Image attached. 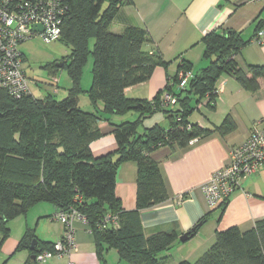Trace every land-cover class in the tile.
<instances>
[{"label":"trees","instance_id":"obj_1","mask_svg":"<svg viewBox=\"0 0 264 264\" xmlns=\"http://www.w3.org/2000/svg\"><path fill=\"white\" fill-rule=\"evenodd\" d=\"M129 2H65L59 39L71 47L69 63L65 66L72 87L64 99L58 100L51 94L36 98L32 92L17 98L0 86V251L10 234L12 219L26 214L38 202H50L56 206L55 212L75 209L86 217L101 259L113 248L127 264H166L177 232L157 230L146 234L140 220L141 209L168 196L161 167L151 154L167 146L187 149L194 139L206 138L213 132L228 135L237 129L231 115L214 129L201 126L191 118L204 101L211 110L216 108L221 76L231 75L250 92L257 91L264 82V64H249L244 68L237 61L236 55L248 42L239 32L211 31L203 38L204 56L210 60L209 65L198 74H192L186 63L179 65L177 77L181 90L172 93L171 101L165 102L158 96L151 101L128 97L126 88L147 81L157 66L166 64L158 49L145 48L153 43L147 29L127 26L121 32L110 30L119 6ZM263 28L264 19H261L256 27V39ZM90 52L93 69L87 92L92 107L87 109L80 104V94ZM184 70L191 74L181 85L180 72ZM175 105L176 109L171 108ZM131 111L143 119L164 112L170 126L156 123L140 132L143 120L139 117L113 122L117 148L95 156L90 145L103 135L99 119L106 117V113L117 117ZM128 160L138 165L134 210H125L116 194L117 170ZM262 167L243 178L257 174ZM229 199L218 205L225 207ZM206 217L188 231L189 238L198 232ZM61 222L66 231L68 222ZM34 237L27 231L17 249H28L31 255L53 250L55 242H43L31 249ZM31 255L22 264H35ZM179 264H264V218L249 229L234 225L217 230L213 245L205 253L194 261L183 259Z\"/></svg>","mask_w":264,"mask_h":264},{"label":"crops","instance_id":"obj_2","mask_svg":"<svg viewBox=\"0 0 264 264\" xmlns=\"http://www.w3.org/2000/svg\"><path fill=\"white\" fill-rule=\"evenodd\" d=\"M261 19H264V0H130L129 3L120 5L110 30L121 32L127 26L147 29L153 43L146 44L145 48L158 49L166 61L165 65L155 68L150 79L126 88V95L151 101L157 96L162 99L165 95L169 96L181 90L177 77L179 65L188 64L192 74L200 73L209 65L210 60L204 56L203 38L211 31L239 32L248 41L236 55L239 64L244 68L249 64L263 65L264 44L256 39V27ZM217 86L219 97L216 108L211 110L204 101L199 103L191 118L201 126L214 129L227 115H231L237 122V129L228 135L213 132L206 138L194 139L187 149H172L167 146L151 154L161 167L168 196L153 206L141 209L140 220L146 234L157 230L177 232V239L166 264H179L183 259L194 261L213 245L217 230H225L234 225L243 230L249 229L264 218V167L257 174L243 178L223 208L220 205L210 207L201 191L202 184L230 163L231 148L243 143L253 127L264 128V82L257 91L250 92L234 77L225 74L221 76ZM71 87L72 80L68 91ZM82 107L91 108V102ZM176 107L177 105L171 108ZM138 117L136 111L117 117L106 113V117L98 121L103 135L90 145L93 154L102 156L117 148L113 132L115 127L111 123ZM139 118L143 120L139 127L140 132L156 123L167 128L170 126V119L164 112L154 113L146 119ZM137 179V163L132 160L122 162L117 170L116 194L125 210L137 208ZM43 209L39 212L37 224L40 218L48 216L47 212L42 213L50 208ZM52 210L49 214L54 219L52 215L56 206L53 205ZM204 216L207 219L198 232L186 241L181 240V236ZM28 217L26 216L27 226ZM57 221L59 228L54 237L46 236L41 239L34 230L27 229L35 235L32 239L37 241L35 245L55 242L64 236V224ZM75 225L76 247L69 255L53 256L45 264H127L113 248L106 251L101 259L96 252L95 238L90 227L81 220ZM23 237L15 236L10 239L9 234L4 241L1 248V254L2 251L7 254L4 264L9 262L11 254L20 251L17 248ZM22 250L27 251L22 259L24 263L31 254L28 249Z\"/></svg>","mask_w":264,"mask_h":264},{"label":"built area","instance_id":"obj_3","mask_svg":"<svg viewBox=\"0 0 264 264\" xmlns=\"http://www.w3.org/2000/svg\"><path fill=\"white\" fill-rule=\"evenodd\" d=\"M67 0H0V86L19 98L31 94V78L27 75L25 55L20 44L40 36L46 42L57 40L61 35L62 18L66 13ZM39 26L43 29L40 30ZM257 40L264 43V28L257 33ZM180 72L181 85L190 75ZM168 96L165 95L164 100ZM264 165V128L254 127L247 140L231 149V161L215 172L201 185V191L210 207L217 206L240 185L245 175H251ZM53 218L68 222L63 238L56 240L53 250L36 254V264H45L53 256L69 255L77 245L76 225L79 220L87 226L86 217L77 210L62 209Z\"/></svg>","mask_w":264,"mask_h":264},{"label":"rangeland","instance_id":"obj_4","mask_svg":"<svg viewBox=\"0 0 264 264\" xmlns=\"http://www.w3.org/2000/svg\"><path fill=\"white\" fill-rule=\"evenodd\" d=\"M92 46L93 39H91L90 41V48H92ZM20 49L25 54V67L27 75L32 80L31 92L33 96L36 98H42L51 94L58 100L67 97L69 94L68 87L70 85L71 78L65 65L66 63H69L71 47L61 39L46 42L42 37L36 36L22 42L20 44ZM58 62H62L64 63V65L59 67L56 65ZM92 69L93 55L90 52L82 75L83 92H81L80 94V104L82 106L86 105L88 102H91L87 90L92 82ZM184 73L187 74V71L184 70ZM180 78L182 80L184 76ZM88 82L89 84L87 85ZM163 98H165V96H163ZM166 100L167 101L165 102L171 101L172 95L169 94ZM231 195L229 197H231ZM42 205H44L45 207H40ZM46 207H49L50 209L46 210L42 214H45L47 212L46 215L48 216L40 218L37 224L36 222L38 219V215H40V213L44 210L43 208ZM52 207L53 204L49 202H38L33 207H31L26 215L29 216V227L26 224L27 219L24 214L12 219L9 224L11 228L10 239L14 238L15 236L23 237L27 229L34 230L36 236L41 237V239L45 238L46 236H56L57 230L59 228V222L55 219H51V214L49 213L51 211L53 212ZM26 254L27 251L25 250L16 251L11 254L12 257L6 264H22V259L25 258ZM6 255L7 254L5 253V251H2V254L0 255V264H4V260L7 259Z\"/></svg>","mask_w":264,"mask_h":264},{"label":"water","instance_id":"obj_5","mask_svg":"<svg viewBox=\"0 0 264 264\" xmlns=\"http://www.w3.org/2000/svg\"><path fill=\"white\" fill-rule=\"evenodd\" d=\"M39 29L42 30L43 28L39 26ZM62 65H63L62 62H58L57 63V66H60L61 67ZM188 238H189L188 232H186L185 234H183V236H181V240H183V241H186ZM36 242L37 241L35 239L32 241L31 249H33V250L35 249V243ZM31 258H32V260H36V254H32L31 255Z\"/></svg>","mask_w":264,"mask_h":264},{"label":"bare ground","instance_id":"obj_6","mask_svg":"<svg viewBox=\"0 0 264 264\" xmlns=\"http://www.w3.org/2000/svg\"><path fill=\"white\" fill-rule=\"evenodd\" d=\"M134 117V116H133ZM27 231V230H26ZM32 231V230H31Z\"/></svg>","mask_w":264,"mask_h":264}]
</instances>
